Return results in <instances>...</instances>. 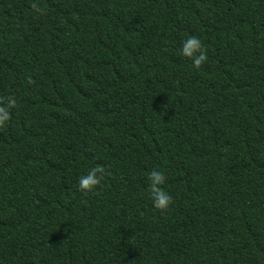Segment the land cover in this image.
Masks as SVG:
<instances>
[{
    "label": "trees",
    "instance_id": "16d2710c",
    "mask_svg": "<svg viewBox=\"0 0 264 264\" xmlns=\"http://www.w3.org/2000/svg\"><path fill=\"white\" fill-rule=\"evenodd\" d=\"M9 99L0 264H264V0H0Z\"/></svg>",
    "mask_w": 264,
    "mask_h": 264
},
{
    "label": "clouds",
    "instance_id": "9594fccd",
    "mask_svg": "<svg viewBox=\"0 0 264 264\" xmlns=\"http://www.w3.org/2000/svg\"><path fill=\"white\" fill-rule=\"evenodd\" d=\"M180 53L185 57H190L194 66H199L206 59L201 41L196 36H188L180 46ZM15 103L9 99L7 106H0V123L9 119L8 108ZM102 168L95 167L89 169L86 173L81 174L77 179V189L83 192L92 191L101 179ZM148 190L151 202L154 208L158 210L167 209L172 202V196L159 187L165 182V173L157 168H153L147 173Z\"/></svg>",
    "mask_w": 264,
    "mask_h": 264
}]
</instances>
